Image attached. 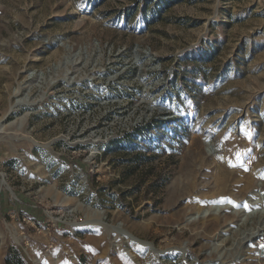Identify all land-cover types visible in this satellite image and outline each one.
I'll use <instances>...</instances> for the list:
<instances>
[{
    "label": "rangeland",
    "instance_id": "374dc122",
    "mask_svg": "<svg viewBox=\"0 0 264 264\" xmlns=\"http://www.w3.org/2000/svg\"><path fill=\"white\" fill-rule=\"evenodd\" d=\"M19 262L264 264V0H0Z\"/></svg>",
    "mask_w": 264,
    "mask_h": 264
},
{
    "label": "bare ground",
    "instance_id": "6f19581e",
    "mask_svg": "<svg viewBox=\"0 0 264 264\" xmlns=\"http://www.w3.org/2000/svg\"><path fill=\"white\" fill-rule=\"evenodd\" d=\"M222 210H223V206L216 205V206L212 207L211 209L204 210L201 213L203 216L200 217V218H205V217L209 216L211 213L217 215ZM196 219H198V218L197 217L195 218V216L194 217H191L190 220H189V222H192L193 220L195 221Z\"/></svg>",
    "mask_w": 264,
    "mask_h": 264
},
{
    "label": "trees",
    "instance_id": "16d2710c",
    "mask_svg": "<svg viewBox=\"0 0 264 264\" xmlns=\"http://www.w3.org/2000/svg\"><path fill=\"white\" fill-rule=\"evenodd\" d=\"M20 262H23V260H22V258L20 257ZM20 262H19V264H20Z\"/></svg>",
    "mask_w": 264,
    "mask_h": 264
},
{
    "label": "water",
    "instance_id": "95a60500",
    "mask_svg": "<svg viewBox=\"0 0 264 264\" xmlns=\"http://www.w3.org/2000/svg\"><path fill=\"white\" fill-rule=\"evenodd\" d=\"M224 208V207H223Z\"/></svg>",
    "mask_w": 264,
    "mask_h": 264
}]
</instances>
